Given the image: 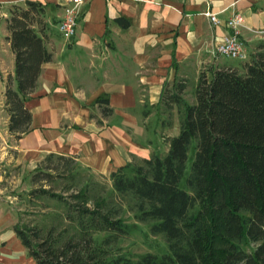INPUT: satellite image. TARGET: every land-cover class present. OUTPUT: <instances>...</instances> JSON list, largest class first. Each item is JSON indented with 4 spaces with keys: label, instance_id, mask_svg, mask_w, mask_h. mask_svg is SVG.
<instances>
[{
    "label": "trees",
    "instance_id": "1",
    "mask_svg": "<svg viewBox=\"0 0 264 264\" xmlns=\"http://www.w3.org/2000/svg\"><path fill=\"white\" fill-rule=\"evenodd\" d=\"M24 7H13L6 24L16 87L7 82L4 109L8 132L16 140L30 131L32 116L25 102L37 87L42 65L52 61L46 23L39 20L44 5L27 1ZM118 21L127 27L126 20ZM241 69L220 65L208 71L210 78L200 72L192 104L182 98L186 84L165 88L161 105L168 118L176 108L178 120L177 135L165 138L167 152L127 163L109 176L111 194L135 221L164 238L167 253L107 260L106 247L127 232L120 208H108V200L101 198L91 210L81 189L74 198L82 203L66 216L76 223L78 237L59 244L58 239L41 240L36 228L14 225L35 264H264V40ZM96 104L103 107V116L112 113L107 98ZM99 233L108 235L97 242Z\"/></svg>",
    "mask_w": 264,
    "mask_h": 264
},
{
    "label": "crops",
    "instance_id": "2",
    "mask_svg": "<svg viewBox=\"0 0 264 264\" xmlns=\"http://www.w3.org/2000/svg\"><path fill=\"white\" fill-rule=\"evenodd\" d=\"M27 1L44 5L51 29L44 38L52 61L42 65L37 87L25 102L32 116L30 131L0 147L5 165L27 171L53 154L109 178L127 163L164 155L165 138L177 135L178 123L166 124L163 90L178 83L196 85L206 67L220 66L215 49L229 35L225 22L234 13L243 17L240 38L249 54L264 40L258 33L264 30V0H84L71 40L58 32L69 0H0L5 125V87L8 81L16 87L6 24L13 7ZM206 11L220 24L213 25ZM118 19L126 20L127 27ZM98 98L108 99L110 115L103 116ZM15 224L13 212L0 205V264H35Z\"/></svg>",
    "mask_w": 264,
    "mask_h": 264
},
{
    "label": "rangeland",
    "instance_id": "3",
    "mask_svg": "<svg viewBox=\"0 0 264 264\" xmlns=\"http://www.w3.org/2000/svg\"><path fill=\"white\" fill-rule=\"evenodd\" d=\"M39 18L45 22L44 14ZM46 27L44 32H51L48 24ZM216 57L218 65H227L241 72L243 62L220 58L217 55ZM248 60L249 57L245 62ZM208 69L206 67L204 72ZM207 77L209 78L208 75ZM195 86L193 82H190L182 94V98L188 104L194 103ZM176 111L174 108L173 113L169 112L172 114L170 118L166 112L165 118L178 123ZM5 116V113L0 112V147L1 144L5 146L6 143L11 146L16 141L14 136L8 132V122L5 125ZM172 133L174 132L171 131ZM8 151L10 154L11 150ZM1 154L0 150V205L13 212L16 223L39 230L41 240L58 239L60 244L62 240H67L69 237L79 236L76 223H69L66 216L73 206L82 203L74 196L79 190L84 189L88 196L85 205L87 208L94 209L100 199L104 198L108 200V208L113 210L120 208L119 218L127 228L125 234L118 236L116 241L106 247L107 260L123 256L136 261L146 254L160 258L167 253L164 238L161 235H152L149 224L135 221L128 208L119 198L111 194V182L108 177L95 174L73 160H59L56 155L51 159L44 158L36 167L27 171L23 170L21 165H5ZM34 175L38 176L37 182L32 180ZM42 190H48L50 195L56 194L62 199L44 195ZM107 235L108 233H99L94 237L97 242H101Z\"/></svg>",
    "mask_w": 264,
    "mask_h": 264
},
{
    "label": "built area",
    "instance_id": "4",
    "mask_svg": "<svg viewBox=\"0 0 264 264\" xmlns=\"http://www.w3.org/2000/svg\"><path fill=\"white\" fill-rule=\"evenodd\" d=\"M83 2L84 0H69V4L65 6L63 16L58 23V32L63 39L71 40L75 37ZM204 16L207 17L213 25L217 26L220 24L213 12L206 11ZM243 23V17L239 13H234L225 22V25L230 32L229 35L216 46L215 52L217 56L241 62H245L248 59V50L243 40L240 38V28L243 27ZM258 33L264 36V30L259 31ZM2 80L3 75L0 72V82Z\"/></svg>",
    "mask_w": 264,
    "mask_h": 264
}]
</instances>
